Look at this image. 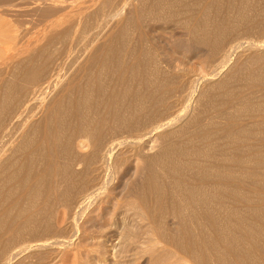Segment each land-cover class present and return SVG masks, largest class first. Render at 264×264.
<instances>
[{
  "label": "bare ground",
  "instance_id": "1",
  "mask_svg": "<svg viewBox=\"0 0 264 264\" xmlns=\"http://www.w3.org/2000/svg\"><path fill=\"white\" fill-rule=\"evenodd\" d=\"M124 1L83 0L80 5L78 2L74 3L73 0L71 2L70 0H0L1 14L4 15L8 12L9 15V11L12 10L28 9L39 16L43 25L36 40L34 39L36 35L28 37L31 35L32 29L29 32L30 35L28 34L27 37L30 40L33 38L32 40L35 41L21 42L23 40L22 32L20 37L18 36L19 40L15 42L14 36V40L10 39L12 35L7 36L10 34L9 31H2L9 22L7 24L4 23L6 20L0 19V264H55L67 247L72 246V251L75 249L73 252H76L77 249L79 252L74 237L78 240L80 238V219L90 207L106 203L111 197L107 190L108 187L114 185L116 180L114 163L119 162L120 157L128 158L130 155L139 153V148L131 143L130 145L134 148L129 146V149L123 154L121 153L120 156L118 153L116 157L119 158H114L116 147L123 146L127 139L137 140L135 144L136 142L140 144L152 133L159 135L165 128L168 129L167 127L173 125V122L177 123L175 120L179 121V118L176 119L177 113L175 115L174 109L181 100L183 101L182 98L187 99L188 97L189 99L187 93L192 88L189 78L191 73L188 70H180L185 67L180 68L177 65L179 61L176 64L179 70L169 67L173 70H171L172 72L168 69L170 72L164 71L162 65L165 64L161 65L163 56L162 58L159 56L161 54L158 52L160 47L156 46L162 45L164 49L169 43L165 42V47L162 43H156H164L165 40L170 39L168 34L172 31L188 30L190 37L188 38L196 44L207 47L211 53L203 50V60L211 55L212 57H224L228 54V51L224 50L227 46L224 42L227 34L233 30L228 25L230 18L228 19L225 14L224 16L228 20L225 17L221 19L222 16L218 19L224 4H228L227 0H224V4L221 2L222 0H141L139 1L142 2V6H139L141 9L133 11V14H130L132 16L123 15L124 18L127 17L126 19L122 18L121 9L125 5H132V3L126 0L129 3L126 4ZM135 1L138 2V0ZM247 1L253 0L242 2L246 3ZM237 2L230 3L236 7L238 6L235 5ZM136 3L135 5L133 3L134 7L137 6ZM239 4L242 5V3ZM248 4L251 7L252 4ZM255 4L257 2L253 3V5ZM227 6L230 8V5ZM242 6L244 9L246 4ZM139 7L137 6V8ZM249 7L246 6V10ZM126 9L125 7L123 10ZM226 9V12L224 9L222 11L227 13ZM231 9L233 8L231 7L228 12H231ZM254 9L256 10L255 7ZM239 10L236 14H242V17L248 13L246 10V14L244 11L239 13ZM228 15L230 14L228 13ZM148 20L150 21L148 22ZM255 20L252 23H256L258 19ZM150 22H152V27L156 25L154 22L157 23L156 26L160 23L159 27H154V30H151V36L148 35L149 32L145 31L146 25L151 26ZM262 23L264 25V21ZM250 24H247L246 27H249ZM256 24L252 25L256 27ZM262 25L260 27L264 29ZM215 26H220L217 32H215ZM11 27L12 23L10 22L9 29ZM246 27L244 28L246 29ZM233 28L238 32L235 27ZM6 29L8 28L6 27ZM262 29H259V33ZM247 30L246 33L249 37L250 28L248 32ZM243 32L242 30L241 33L243 34ZM176 36L173 38L183 39L182 37L176 38ZM180 43L183 45L182 48H185L186 44ZM254 43L253 41L252 45H255ZM238 44L235 46L238 47ZM170 50V58L172 53H178L181 58L187 56L186 50L184 51L181 47L178 49L176 44ZM165 52L168 54L167 51ZM205 52L208 53V55L205 54L206 57L204 56ZM176 56L173 57L176 58ZM196 56H199L200 59L201 54H196ZM174 59L172 60L173 65L175 64ZM215 59L217 60V58ZM222 59L224 58L219 61ZM254 60L258 61L256 58ZM260 60L259 63H261ZM167 61L164 63L167 64ZM258 62L257 64H259ZM159 63L163 69L160 68ZM181 63L184 64V62ZM215 64L218 65L217 62ZM261 64V67H264V63ZM250 65L253 66V63L251 62ZM254 67L257 68V66ZM205 68L207 67L205 66ZM222 68L224 69V67ZM186 69H189V66L188 68L186 66ZM254 70L255 68L250 69L249 73ZM240 71L242 72V70ZM255 71H259L258 68ZM232 73L234 74V72ZM237 73L239 76V71ZM260 74L258 76H263L262 73ZM235 76L234 74L233 79ZM258 76L256 77L258 78ZM239 78L237 79L239 80ZM259 78L263 79V77ZM237 79L235 84L239 86L240 83L238 85ZM230 81L229 84L234 83L232 82L234 80ZM187 82H190L189 86ZM249 82L251 83L250 80ZM221 83L223 84L222 81ZM194 84L196 85V83ZM232 84L228 87L233 86ZM253 86L252 88L250 86L249 89H253ZM219 87L217 88L219 89ZM235 87L230 89L234 88L237 92L238 89ZM195 88L192 90L194 91ZM241 89L243 90V88ZM192 90L190 92L193 93ZM209 90L211 89L209 88ZM232 90L233 94L234 90ZM222 92L230 95V91L224 93L222 89ZM243 93H240L241 96L237 94L241 100L245 97L242 95H249L246 91ZM251 93L248 96L249 100ZM263 94L254 98L252 102L249 101V104L244 103V107L239 106L240 109L242 108L239 111L240 115L243 111V116L252 118V126L239 123L236 119L240 115L235 114L237 111L231 107L234 115L226 114L228 122L223 120L226 125L223 121H219L221 118H215L221 125H217V121H213L215 122L214 126H207V129L205 127L204 129L199 125V123L202 124V120L200 121V112H197L200 114L199 117L197 113V116H190L193 119L192 123L195 122L200 128L194 131L193 128L191 130L188 127V131L194 132L188 134L189 132L182 131L181 136L184 137L180 136L182 139L175 135L181 131L174 132L175 130L172 129L171 133L168 132L163 137L165 142L164 146L161 145L163 149L159 150L162 151L161 154L157 150L161 148L158 145L159 148L156 149L158 155L151 156L150 154L149 157L145 155L144 157H148V159L143 157L147 160H144L147 165L144 164V161L143 164L147 166L148 170L145 171V174H148L147 178L142 180L144 185L140 187L141 192H138L140 202L137 201L146 207L149 214L147 216L153 217L150 218L154 219L156 227L152 226L154 222L150 224L152 219L149 224L156 228L161 236L168 235V240L162 239L167 242L166 245L169 241L172 248L174 246L175 249H178L177 252L180 250L186 257L191 256L193 259L189 261H194L193 264H264V178L262 179L261 175L264 170ZM212 96L214 98V95ZM198 97L200 98L199 95ZM234 98L235 102L236 99L241 101L236 95ZM246 98H244L245 101L237 102V104L241 105L246 102ZM202 100L204 99L201 98ZM223 100H221L222 105H225L226 99L224 102ZM197 101L199 102L196 100V103ZM215 103L216 106L217 103L219 104L217 100ZM183 106L185 105L183 104ZM219 106L221 109V103ZM223 106L222 109L225 108ZM225 106L227 107V105ZM212 107L214 106L212 105ZM236 108L239 110L238 106ZM222 109L219 111L220 115L221 112H224ZM209 115L207 114L206 117L213 120L215 116L212 114L214 116L212 118ZM189 119L191 121V118ZM205 122H208V119ZM206 124L209 125V122ZM210 125L212 124L210 123ZM220 134L224 135L225 140L222 137L223 142L217 143L216 140L220 139ZM174 136L177 142L173 140ZM217 136H220L219 139ZM179 139L183 143H180ZM159 140L162 141V139ZM141 150L140 154H142ZM220 152L222 155L219 154ZM123 158L121 159L123 160ZM159 170H162L163 173H159ZM245 179L251 180L249 186L245 183ZM242 180L245 181L242 182ZM260 180L263 182L260 183L263 188L261 185L260 188L258 184ZM243 183H245L244 188L242 187ZM245 185L248 186L246 187V189L249 188L248 191L243 190ZM250 187H252L251 190ZM197 195L202 198V202L199 199L204 205L201 208L198 205H196L197 207L192 206L196 204L193 201L195 197H199ZM126 197L128 198V196ZM258 201H262L261 206H259L260 202L257 205ZM195 202L197 201L195 200ZM169 203L172 204V207L169 206ZM167 208L173 210L175 216H178L177 218L180 217L178 220L180 226H176L180 227L179 233H176L177 236H173L172 233L170 235L167 232L170 230H165V225H162L165 232L161 230V224L165 220L168 222L167 219H164V214H168L165 211H169V209L166 210ZM145 212L143 214L147 217ZM169 213L171 212L169 211ZM108 227L106 228L108 229ZM113 227L112 225L110 228L114 229ZM177 228L171 229L175 231ZM153 230L155 231V229ZM209 230L213 232L212 236L209 235L211 237L205 235L211 233ZM158 237L160 238V235ZM126 238L128 237L126 236ZM119 240L118 238L117 244L120 243ZM119 247L118 245V249ZM114 248L116 249L117 245H114ZM61 257L59 258L61 259ZM180 262L182 261L180 260Z\"/></svg>",
  "mask_w": 264,
  "mask_h": 264
},
{
  "label": "rangeland",
  "instance_id": "2",
  "mask_svg": "<svg viewBox=\"0 0 264 264\" xmlns=\"http://www.w3.org/2000/svg\"><path fill=\"white\" fill-rule=\"evenodd\" d=\"M82 1L83 0H73V2L75 3V2H78L80 5L82 4ZM86 1V0H85ZM130 1H131V3H132V5H133V3H134V5H135V3L137 2V1H135V2H132L133 0H129V3H130ZM139 1H141V0H138V2ZM226 1V0H225ZM242 1H246V0H242ZM241 0H239V2H237V0H236V2H237V4H235V5H238V6H234L233 4H231V3H236V2H233V0H227V2H228V4L226 3V4H224V0H222L221 2L224 4V6L222 7V10L224 9V11H225V9L228 7L227 5H230V8L232 7L233 9H231V12H228L229 10H230V8L228 7V9H226L227 10V13H225L224 11H220V14L218 15V19L222 16V18L221 19H224V17L226 16L228 19L230 18V23H228V25L230 26V27H232V31L231 32H229V34H227V36H226V38H225V42H228V43H225L224 42V44H226L225 46V48H224V50L225 51H228L227 53V56L225 57H217V56H213V57H215V58H217V60L215 59V58H213L212 57V55H211V57H209V56H207V62H204V61H206V60H203L204 58H203V50L205 51H207L208 53H210L209 52V49H207V47H205V46H202V45H199V44H196V43H194L191 39H189L190 37H189V32H187L188 30H185V31H183V30H179V32H178V30H175V31H172L171 33H169L168 34V38H172V40H171V38L170 39H168V40H165L164 41V43L163 42H159V43H156V44H163V47H165V42L166 43H169V44H166L167 46L163 49L162 48V45L160 46H156V47H160V49H158V52L159 53H161L160 55H159V53H158V55L162 58V56H163V58L161 59L162 60V62H161V65L162 64H165V65H162L163 66V68H162V66H160V63H159V66H160V68H162L164 71H166V72H170L172 69H173V67H174V69L175 70H179L178 69V66L181 68H184L185 67V69H180V70H188L189 71V73H191L190 75H189V78H190V80H191V82H192V84L190 85V87L192 86V88H195V86H197L195 89H194V91L192 90V88L189 90V92L192 90L193 91V93L192 92H190V94H189V92L187 93L188 94V96H189V99H188V97H187V99L184 97V98H182L183 99V101L181 100V102H179L177 105H176V107H175V115H176V113H177V117H176V119L177 118H179V121H178V119L177 120H175V121H177V123L176 122H173L174 124L173 125H171V126H169V127H167L168 129H166V130H168L167 132H166V130L164 129V131H162V132H164V133H162V132H160L159 133V135H158V133H152L149 137H150V139H149V137L148 138H144L145 140H142L141 141V145L140 144H138L137 142H136V144H135V141H137V140H134V139H127V140H125V142H124V144H123V146L121 147V146H117L116 147V149H115V153H114V158H119V157H116L117 155H118V153H119V156L121 155V153L123 154L124 152H126V150H128L129 149V146H130V148L131 147H133V146H135L136 148H139V153H137L136 155H130V156H128V158H123V157H120L119 159H118V161L119 162H115L114 163V165L116 166H114V173H115V175L114 176H116V180H115V183H114V185L113 186H111V187H108V190H107V192L111 195V197L108 199V201L105 203V202H103V204L102 203H100V204H98V205H94L93 207H90V209H88L85 213H84V215L82 216V218L80 219V221H79V229H81L80 230V238H79V240H78V238H75L74 237V242L76 243L75 245L77 246V248H79V252L76 250V252H73L72 251V246L71 247H67L66 249H64V250H66V251H64L63 250V254L61 255L60 254V256L59 257H61V259L58 257V260H57V263H55V264H193V262L194 261H189V260H192L193 258H191V256L189 257V255L186 257L185 256V254L184 253H182V251H178L177 252V248L175 249V247L173 246V248H172V244H169L170 242L168 241V245H166L167 244V242L166 241H163V240H168V235H165L166 237H163L164 236V234L161 236V234L157 231V229L156 228H153L155 225V221H154V219H152L153 217L152 216H150V217H152V218H150L149 216H147V209H146V207H144L143 205H141L139 202V200H138V196H139V193L141 192V188L140 187H143V185H144V182L142 181V180H144V179H146L147 177H146V175L148 174H145V171H147L148 170V168H146L147 166V163L145 162V161H147V160H145V159H143V157L146 155V156H150V154H151V156L153 155H158V152H156L157 150L159 151V150H162L163 149V147L162 146H164V142H165V138H163L164 136H165V134L166 133H171V131H172V129H173V131L174 132H177V131H181V132H178L177 134L175 133V135H177V136H181L182 135V131H186L188 134H190V132H194L196 129H198V128H200V126H201V128H206L207 129V126H214V124H215V122H213V121H217V119H219V118H221V119H219V121L221 122V121H225L226 123L228 122V116H226V114L227 113H232L233 115H234V112H233V109H235L234 111H237L235 114H238V115H240V113H239V111L240 110H242V108L240 109V107H244V103H247V104H249L250 102L249 101H253V99L254 98H256V97H258V96H261L262 94H263V92H264V83L262 84V82H264V81H262V80H264V67H261V63H264V44H263V42H264V29H262L260 26L263 24L262 22L264 21V0H253L254 2H257V4H255V5H253V1H247L248 3H250V4H252L253 5V8L252 9H254V7L256 8V10L254 9V10H252L251 9V7H252V5H250L251 7H249V4L246 2V3H244V2H242ZM259 1V2H258ZM70 2H71V0H70ZM126 2V0L124 1V3ZM136 3V5L139 7V6H142V2L140 3ZM231 2V3H230ZM253 2V3H252ZM128 3V1L126 2V4H129ZM239 3H242V5H245L246 4V6L247 7H249V8H247V10H246V6H244V9H242L243 8V6L241 5V4H239ZM244 3V4H243ZM259 3V4H258ZM140 4V5H139ZM248 4V5H247ZM130 5L131 4H129V6L128 5H125L124 6V8H122L121 9V11H122V18H124V16H127L128 17V15H130V14H133V11H135V10H140L141 9V7H139V8H137V6L136 7H134V5L132 6L131 5V7H130ZM125 7L127 8L125 11L123 10V9H125ZM133 7V8H132ZM225 7V8H224ZM238 7H239V9H238ZM263 7V8H262ZM234 8H236V9H234ZM24 9V8H23ZM21 9V10H12V11H9V15H8V12H6L7 14H1L0 13V19H2V20H6V21H4V23H7L8 24V22H9V24H8V26L10 27V22L12 23V27L9 29V27L7 26V25H5L8 29H6V27L4 28V29H2V31H4V30H7V31H9L10 32V34H8L7 36L8 37H10L11 35H12V37H10V39L12 38L13 39V36H14V39H15V42L17 41V40H19L18 38L20 37V35L22 34V32H23V36L21 35V38L23 37V40L21 41V42H25V43H27V41L29 40V41H35L38 37V35H39V33H40V31L43 29L42 28V23H41V21H40V19H39V16L36 14V13H34L33 11H30V10H28V9ZM134 9V10H133ZM249 9H251V10H249ZM132 10V11H131ZM137 10V11H138ZM233 10H235L236 12H234ZM238 10L240 11L239 13H243V11H244V14H246L247 12H245V10L246 11H248V13L247 14H249L248 16H247V14L246 15H244V17H242V14L240 15V14H236V13H238ZM19 11H20V13L22 14H20L19 13ZM24 11H26V12H24ZM27 11H28V13H27ZM130 11V12H129ZM12 12V13H11ZM24 13V16H23V13ZM124 12V13H123ZM127 12V13H126ZM224 12V14L223 15H221L222 13ZM15 15H14V14ZM16 13H18V14H16ZM26 13V14H25ZM33 15H32V14ZM129 13V14H128ZM228 13L230 14V15H228ZM232 13V14H231ZM226 14V15H225ZM7 15V16H6ZM11 15V16H10ZM13 15V16H12ZM30 16V18H29V16ZM32 15V16H31ZM124 15V16H123ZM225 15V16H224ZM2 16H4L3 18H2ZM19 16V17H18ZM38 17V19H37V17ZM130 16H132V15H130ZM129 16V17H130ZM241 16V17H240ZM7 19H6V18ZM13 17V18H12ZM22 17H26V18H22ZM33 17V18H32ZM126 17V18H127ZM225 17V18H226ZM247 17H250V18H247ZM259 17H261L260 18V20L262 21H260L259 20ZM126 18H124V19H126ZM226 18V19H227ZM254 18V19H253ZM258 19L257 20V24L256 23H252V21H256L255 19ZM11 19V20H10ZM27 19H29V20H27ZM34 19V20H33ZM35 19H37V20H35ZM227 19V20H228ZM33 22H32V21ZM247 20V24H249V23H251L250 24V26L249 27H246V23H245V21ZM27 21V22H26ZM150 20H148V22H149ZM248 21H250V22H248ZM261 23H260V22ZM32 22V23H31ZM35 22H36V24H35ZM153 22V21H152ZM152 22H150L149 24L151 25V26H148V25H146L147 27V29L149 30H147L145 27V31H147L146 33H148V35L150 34V36H151V30H154L153 28L154 27H159L160 26V23H158V26H156L157 25V23L156 22H154L156 25H154V27H152L153 25H152ZM244 22V23H243ZM34 23V24H33ZM153 23V24H154ZM245 24L244 26L242 25V24ZM27 26H26V25ZM37 24H38V26H37ZM40 24H41V26H40ZM148 24V23H147ZM252 24H256V27H255V25H252ZM15 25V26H14ZM35 25H36V27L37 28H41V29H35ZM242 25V26H241ZM30 26V27H29ZM241 26V27H240ZM251 26H253V27H251ZM216 28V31L215 32H217L219 29H220V26H215ZM217 27H219V28H217ZM233 27H235V29H237L238 30V32L236 31V30H234V28ZM244 27H246V29L244 28ZM262 27L264 28V25H262ZM150 28V29H149ZM242 28H244V29H242ZM249 28H250V30H249ZM255 30H254V29ZM28 29V30H27ZM30 29V30H29ZM31 29H32V31H31ZM244 31L243 32V34L241 33L242 32V30ZM249 30V37L247 36V33H246V30ZM253 29V30H252ZM259 29H262V30H260L261 32H262V35H260V33H259ZM22 30H24V31H26V32H24V31H22ZM248 30H247V32H248ZM257 30V31H256ZM7 31H6V33H7ZM13 31V32H12ZM21 33H20V32ZM31 31V35H30V32ZM39 31V32H38ZM170 31V30H169ZM241 31V32H240ZM35 34H34V33ZM37 32V33H36ZM43 32V31H42ZM180 32H182V33H180ZM187 32V33H186ZM233 32V33H232ZM255 32V33H254ZM152 33H153V31H152ZM175 33V34H174ZM245 33V34H244ZM28 34L30 35V36H28ZM183 35V36H178V35ZM185 34H186V38H185ZM241 34H242V36H241ZM257 34V35H256ZM259 34V35H258ZM24 35H25V39H24ZM36 35V36H35ZM41 35V34H40ZM177 35V36H176ZM229 35V36H228ZM245 35V36H244ZM16 36V37H15ZM19 36V37H18ZM30 37L31 38V36H35L34 37V39L35 40H30L28 37ZM176 36V38L178 37H182L183 39H175V38H173V37H175ZM252 36V37H251ZM262 36V37H261ZM27 37V38H26ZM189 37V38H188ZM189 40H188V39ZM236 38H237V40H236ZM244 38H245V40H244ZM252 38V39H251ZM13 39V40H14ZM234 39H235V41L237 42H235L234 41ZM241 40V41H239V40ZM251 40L249 43L247 42V41H249V40ZM262 39V40H261ZM27 40V41H26ZM255 42L254 44L255 45H252L253 44V41ZM260 40V41H259ZM180 42H183V44H186V45H184V47L185 48H182L183 47V45H181V43ZM192 42V43H191ZM239 42H241V43H239ZM246 42V43H245ZM258 42V43H257ZM261 42V43H260ZM178 43V44H177ZM191 43V44H190ZM194 43V46L192 45ZM239 43V44H238ZM244 43V44H243ZM248 43V44H247ZM260 43V44H259ZM171 44V45H170ZM173 44V45H172ZM175 44L177 45V48L179 49L180 47H181V49H184V51L186 50V52H187V56H186V58L185 57H182L181 58V56L178 54V53H172L173 55H171V58H170V54H169V52L171 51L170 49H171V47L172 46H174L175 47ZM180 44V45H179ZM235 44H238L237 46L238 47H236L235 46ZM251 44V45H250ZM262 44H263V46H262ZM170 46V48H169V46ZM190 45V46H189ZM195 45H198V46H195ZM244 45V46H243ZM80 46H81V44L78 46L79 48V50H80ZM179 46V47H178ZM230 46H233V47H229ZM261 46V47H260ZM168 47V48H167ZM193 47H195V48H193ZM198 47H199V49H198ZM202 47V48H201ZM205 47V48H204ZM228 47V48H227ZM251 49H250V48ZM253 47V48H252ZM259 47V48H258ZM161 48L163 49L162 51H163V53H162V51H161ZM167 48V50H165ZM193 49L192 51H191V49ZM229 49L230 50V52H232L233 51V53H230L229 52V50H227V49ZM234 48V49H233ZM237 48H240V49H237ZM248 49V50H247ZM201 50V51H200ZM165 51H167V53L168 54H166V52ZM197 51V52H196ZM238 51V52H237ZM259 51V52H258ZM262 51V52H261ZM190 52H191V54H190ZM207 52H205L204 53V56L206 57V55H208V53ZM166 55H165V54ZM196 54L197 55H199V54H201V56H200V59H201V61H200V59H199V56H196ZM206 54V55H205ZM211 54V53H210ZM209 54V55H210ZM255 54H257V55H255ZM262 54V55H261ZM177 55V56H176ZM180 57H179V56ZM254 55H255V57H254ZM166 56V60L164 59V57ZM173 56H176V58L175 57H173ZM190 56V57H189ZM196 56V57H195ZM229 56V57H228ZM231 56V57H230ZM260 56V57H259ZM261 56H263L262 58H261ZM159 57V58H160ZM189 57V58H188ZM174 59V65H173V59ZM178 58V59H177ZM180 58V59H179ZM185 58V60H183ZM193 58H195L194 59V61H193ZM210 58H213V59H210ZM221 58H224V59H222V60H224L225 61V63H229L228 65L227 64H225L224 63V61H219ZM226 58V59H225ZM245 58H247V59H245ZM252 58H256V60H258L259 61V59H261V60H263V61H261L260 60V62L261 63H259L258 61H256L255 62V60L253 59V61H252ZM168 59H172V60H168ZM177 59V60H176ZM192 59V60H191ZM199 61H198V60ZM170 62H168V61ZM195 60H197V61H195ZM228 60V61H227ZM231 60V61H230ZM247 60V61H246ZM165 61H167V64L169 63L170 65H168V68L166 67L167 66V64L166 63H164ZM176 61V62H175ZM178 61H179V64H177L178 63ZM191 61V62H190ZM213 61V62H212ZM237 61V62H236ZM181 62H184V64L183 63H181ZM202 62H204L203 64H202ZM208 62H211V63H208ZM215 62H217V66H216V64H215ZM245 62V63H244ZM253 63V66L252 65H250V63ZM257 62L259 63V64H257ZM192 63V64H191ZM194 63V64H193ZM223 63V64H222ZM244 63V64H243ZM178 66H177V65ZM181 64H182V66H181ZM185 64H187L186 66H187V68H188V66H189V69H186V66H185ZM188 64H191V65H188ZM200 64H202V65H200ZM205 64V65H204ZM211 64V65H210ZM212 64H213V66H212ZM215 64V65H214ZM222 64V65H221ZM173 65V66H172ZM195 65V66H194ZM210 67H209V66ZM226 67H225V66ZM239 65V66H238ZM249 65H250V69L251 70H253V68H255V70L258 68V70L259 71H251V73H249L250 71V69H249ZM184 66V67H183ZM193 66V67H192ZM205 66L207 67V68H205ZM212 66V67H211ZM235 66H237L236 68H237V70H236V68H235ZM254 66H257V68L256 67H254ZM263 66H264V64H263ZM169 67H171V68H169ZM217 67V68H216ZM218 67H220L219 69H218ZM222 67H224V69L222 68ZM239 67H241V68H239ZM243 67V68H242ZM261 67V68H260ZM177 68V69H176ZM204 68V69H203ZM210 68V69H209ZM228 68V69H227ZM170 70V71H168V70ZM194 69V70H193ZM214 69V70H213ZM215 69H216V71H215ZM230 69H233V70H230ZM262 69H263V71H262ZM190 70H191V72H190ZM202 70V71H201ZM218 70V71H217ZM240 70H242V72L240 71ZM173 71V70H172ZM171 71V72H172ZM215 71V72H214ZM234 72V74L236 75L235 76V78L233 79V77H234V74L232 73V72ZM237 71H239V76H238V73H237ZM193 72H195V73H193ZM228 74H227V73ZM231 72V73H230ZM241 72V73H240ZM255 72H256V74H255ZM262 73L263 74V76H258L260 73ZM210 73V74H209ZM229 73H230V75H229ZM259 73V74H258ZM206 74V75H205ZM233 74V75H232ZM249 74H251V75H249ZM197 75V76H196ZM209 75V76H208ZM213 75V76H212ZM261 75V74H260ZM191 76V77H190ZM205 76V77H204ZM212 76V77H211ZM238 76V77H237ZM256 76H258V78L256 77ZM198 77V78H197ZM209 77V78H208ZM226 77V78H225ZM230 77V78H229ZM241 78V81H240V78ZM249 77H251L250 79H248ZM259 77H263V79H260ZM211 78V79H210ZM231 80H234V81H232V82H234L233 84L232 83H230V84H232L233 86H230V87H228L230 84H229V82H231L229 79ZM237 78H239V80L237 79ZM256 78H257V80H258V82H256L257 80H256ZM197 79V80H196ZM208 79V80H207ZM222 79H227V81H225V80H222ZM236 79H237V83H238V85H239V83H240V85L239 86H237L235 83H236ZM252 79V80H251ZM196 80V81H195ZM249 80L251 81V83L249 82ZM255 80V81H254ZM195 81V82H194ZM198 81V82H197ZM218 81V82H217ZM221 81L223 82V84L221 83ZM239 81V82H238ZM248 81V82H247ZM261 81V82H260ZM229 84H227V83ZM242 82V83H241ZM253 82V83H252ZM189 83L190 82H187V84H188V86H189ZM194 83H196V85L194 84ZM214 83V84H213ZM215 83H217L216 85H215ZM212 84V85H211ZM218 84H222L223 85V88H222V85L220 86V85H218ZM227 84V85H226ZM234 84L236 85V87H237V92H235V90L236 89H234V88H232V89H230L231 87H235L234 86ZM215 85V87H214V89H213V86ZM227 86L228 87V89H226L224 86ZM242 85V86H241ZM247 85V87H245ZM254 85V86H253ZM261 85H262V87H261ZM210 86V87H209ZM212 86V87H211ZM220 86V87H219ZM241 86V87H240ZM251 86V87H250ZM252 86H253V89H249V87L250 88H252ZM189 87V88H190ZM217 87H219V89L217 88ZM235 87V88H236ZM240 87V88H239ZM207 88V89H206ZM209 88L211 89V90H209ZM241 88H243V90L241 89ZM247 88V90H244V89H246ZM255 88V89H254ZM261 88H262V90H261ZM222 89H223V91H224V93H227L228 91H230L229 92V94L230 95H228V94H223V92H222ZM225 89H226V91H225ZM230 89V90H229ZM241 89V90H240ZM251 90V91H249V90ZM218 90H220V91H218ZM231 90L233 91V94H232V92H231ZM196 91V92H195ZM207 91H208V94H207ZM210 91H212V92H210ZM215 91V92H214ZM244 92L245 93V91H246V93L247 94H249L250 95V93H251V96H250V100H249V95H246V94H244V95H242V97L243 96H245V97H243L242 98V100H241V98H240V93L242 94V92ZM260 91V92H259ZM261 91H263L262 92V94H261ZM192 93V94H191ZM211 93V94H210ZM215 93V94H214ZM234 93H236V94H234ZM222 94H223V96H222ZM237 94H239L240 96H238ZM179 95V94H178ZM194 95V96H193ZM198 95L200 96V98L198 97ZM208 95H210V96H208ZM211 95H214V98H213V96L211 97ZM220 95V96H219ZM235 95H236V97H238V98H240V102H242V101H245V99L244 98H246V102H243V103H241V105H239V99H236V102H235ZM264 95V94H263ZM192 96H193V98H192ZM207 96V97H206ZM229 96V97H228ZM198 97V98H197ZM216 97V98H215ZM218 97H219V99H218ZM231 97V98H230ZM190 98H191V100H190ZM201 98L202 99H204V100H202L201 101ZM211 99V101H210V99ZM213 98V99H212ZM199 100V102L201 101V103H199L198 101H197V103H196V100ZM225 100V102H224V100ZM244 99V100H243ZM247 99H248V101H247ZM187 100V101H186ZM190 100V101H189ZM212 100H213V103H212ZM215 100V101H214ZM216 100L219 102V104L217 103V106L215 105L216 103ZM221 100H223V102L225 103V105H227V107L224 105H222V101ZM188 101H189V103H188ZM194 101H195V103H194ZM205 102V104H203L204 102ZM221 101V102H220ZM226 101H227V104H226ZM233 101V102H232ZM186 102H187V104H186ZM237 102H239L238 104H237ZM249 102V103H248ZM211 103H212V105L214 106V107H212V105H211ZM220 103H221V109H222V106L223 107H225L224 109H222V111L224 110V112H221V115H220ZM233 103H234V106H233ZM180 104V105H179ZM183 104L185 105V106H183ZM189 104V105H188ZM192 104V105H191ZM228 104H229V107H228ZM236 104V105H235ZM242 104H243V106H242ZM191 105V106H190ZM196 105H197V107H199V108H197L196 107ZM199 105V106H198ZM204 105V106H203ZM210 107H209V106ZM193 106V107H192ZM204 108H203V107ZM218 106H219V108H218ZM238 106V108H239V110L236 108ZM240 106V107H239ZM183 107H184V109H183ZM189 107V108H188ZM210 108V110H208L209 108ZM215 107H217V108H215ZM231 107H233V109L231 108ZM202 108H203V110H205L206 109V111H207V113H206V111H203L202 110ZM215 110H214V109ZM180 109V110H179ZM190 109V110H189ZM193 109V111H191ZM220 109V110H219ZM227 109V110H226ZM229 109H231V111H229ZM177 110V111H176ZM179 110V111H178ZM182 110V111H181ZM188 110V111H187ZM201 110V111H200ZM212 110V111H211ZM218 110V111H217ZM185 111V112H184ZM187 111V112H186ZM217 111V112H216ZM226 111V112H225ZM200 112V114H198V113ZM213 112V113H212ZM243 112V111H242ZM242 112H241V115L236 119L239 123L240 122H242L241 124H244V125H248V126H252V123H253V120H252V118H250L249 116H247V117H245V115L243 116V114H242ZM179 113V114H178ZM183 113V114H182ZM196 113H197V115H198V117H199V115H200V121L202 120V124L205 122V120H207L208 119V122H209V125L208 124H206V123H208V122H205L204 124L206 125H202V124H200L199 123V127L197 126L198 124H195V122L194 123H192V117L191 116H197L196 115ZM204 113H205V115H204ZM217 113V114H216ZM195 114V115H194ZM209 115L210 117H214L213 118V120H211L210 118H208V117H206V115ZM214 116H213V115ZM219 114V115H218ZM184 115H186V117H184ZM191 115V116H190ZM229 115V114H228ZM182 117L181 118V120H180V117ZM219 116V117H218ZM241 116H243V117H241ZM191 118V121H190V119L189 118ZM206 117V118H205ZM205 118V119H204ZM215 118H217V119H215ZM244 118V119H243ZM247 119V121H244V120H246ZM215 119V120H214ZM239 119H241L240 121H239ZM254 119V118H253ZM209 120H211V121H209ZM223 121V122H224ZM181 122V123H180ZM225 122H224V125H226L225 124ZM210 123L212 124V125H210ZM181 124V126H179ZM188 124H190V125H188ZM192 124V125H191ZM216 124L217 125H221V123H219L218 121L216 122ZM186 125H187V127H186ZM223 125V123H222V126H224ZM173 126V127H172ZM196 126V128H194ZM172 127V128H171ZM176 127H178V128H176ZM189 127V129H191V130H193L194 129V131H188L187 130V128ZM181 128V129H180ZM193 128V129H192ZM204 128V129H205ZM177 130V131H176ZM156 134V135H155ZM164 134V135H163ZM162 135V136H161ZM221 135V137H220V139H219V137L217 136V138L220 140H216L217 141V143H222L223 142V140H225V137H224V135L222 136V134H220ZM176 136V137H177ZM182 137V136H181ZM180 137V138H181ZM222 137H223V140H222ZM178 138V137H177ZM182 138H184V137H182ZM181 138V139H182ZM153 139V140H152ZM159 139H162V141L161 140H159ZM181 139H179L180 140V143L182 142L183 143V141H181ZM173 140L175 141L176 140V142H177V139L175 138V136L173 137ZM178 140V141H179ZM127 141V142H126ZM153 141V142H152ZM129 142V143H128ZM133 142H134V144H133ZM125 143H127V144H125ZM132 143V144H131ZM158 143V144H157ZM179 143V142H178ZM133 145V146H131V145ZM150 144V145H149ZM126 145V146H125ZM157 145V146H156ZM158 145L161 147V148H159L158 147ZM162 145V146H161ZM140 146V147H139ZM150 146V147H149ZM153 147V149H152V147ZM179 147H181L182 145H178ZM126 147V148H125ZM149 147V148H148ZM122 148V149H121ZM125 148V149H124ZM134 148V147H133ZM143 149V150H141V149ZM151 148V149H150ZM157 148H159V149H157ZM125 151H124V150ZM157 149V150H156ZM140 150L142 151V154H140ZM154 150V151H153ZM119 151V152H118ZM143 151H145L144 153H143ZM161 152L162 151H159V154H161ZM116 154V155H115ZM219 154H221L222 155V153L220 152ZM142 157H141V156ZM131 156H132V158H131ZM134 156V157H133ZM137 156V157H136ZM141 158H139V157ZM219 156V155H218ZM148 157L146 158V157H144V158H146V159H148ZM121 158H123V160L121 159ZM139 158V159H138ZM121 159V160H120ZM128 159H129V161H128ZM137 159V160H136ZM145 160V161H144ZM124 161V162H123ZM127 161V162H126ZM143 161H144V164L146 163V165H144L143 164ZM118 163V164H117ZM141 163V164H140ZM118 165V166H117ZM120 165V166H119ZM143 166H145V167H143ZM116 169V170H115ZM161 171V172H160ZM263 171V173H264V170H262ZM261 171V172H262ZM149 172V171H148ZM159 173H163V171L162 170H159ZM263 173H261V175H262V179L264 178V174ZM143 174H144V176H143ZM145 177V178H144ZM165 179H167V178H165ZM141 180V181H140ZM168 180V179H167ZM248 182H246V181ZM245 180H242V182H244L245 181V183L248 185V184H251L250 183V181L251 180H248V179H245ZM143 184H142V183ZM263 182H264V179H263ZM262 182V180H260V182L258 183L259 184V186L261 185L260 183H263ZM137 183H138V185H137ZM245 183H243L242 184V187L244 186V184ZM137 185V186H136ZM247 185H245V189H243V190H247L248 191V189H246V187H248ZM264 185V184H263ZM263 185H261L262 186V188H263ZM252 187L254 186L253 184L251 185ZM261 186H260V188H261ZM252 187H250V190L252 189ZM138 188H140L139 190H138ZM244 188V187H243ZM138 191H137V190ZM126 190V191H125ZM122 191V192H121ZM137 193H136V192ZM247 191H245V192H247ZM111 192V193H110ZM139 192V193H138ZM134 194H136L135 196H134ZM138 194V195H137ZM126 196H128V198L126 197ZM137 196V197H136ZM197 196H199V195H197ZM123 197V198H122ZM125 197V198H124ZM136 197V198H135ZM200 197V198H199ZM199 197H195V199H194V203H196V204H194V203H192V204H194V205H192V206H195V207H197L196 205H198V207L199 208H201V207H203L204 205H202L201 204V202H202V198H201V196H199ZM198 198V199H197ZM201 200V202H200V200ZM258 199V198H257ZM139 202H138V201ZM195 200L197 201V202H195ZM110 202V203H109ZM112 202V203H111ZM199 202V203H198ZM259 202L260 201H258L257 202V205L259 204ZM262 202V201H261ZM260 202V205L259 206H261V203ZM109 203V204H108ZM129 203V204H128ZM198 203V204H197ZM256 203V202H255ZM170 204V203H169ZM256 205V206H257ZM143 206V207H142ZM169 206H171L172 207V204H170ZM101 207V208H100ZM118 207H119V209H118ZM117 210H116V209ZM145 208V209H144ZM242 208H244V207H242ZM169 209V211L171 212V213H169V211H165L166 213L168 212V216L167 215H165L164 214V219H167V221L168 222H165L164 221V219L162 218V220L164 221L162 224H161V230L163 231L164 229V226H162V225H165V230H170V231H167V232H169V234L170 233H172L173 234V236H177L176 235V233H179L178 232V230L180 231V227H176V226H180L179 224H180V222L178 221L179 220V218H177L175 215V213L173 212V210L171 211V209L170 208H167L166 210H168ZM102 210V211H101ZM103 210H104V212H103ZM114 210V211H113ZM116 210V211H115ZM136 210V211H135ZM146 211V212H145ZM113 212V213H112ZM125 212V213H124ZM127 212V213H126ZM146 213V216L147 217H149V218H147V217H145V214H143V213ZM164 212V213H165ZM173 212V213H172ZM140 213H141V215H140ZM172 214V215H171ZM130 215V216H129ZM144 215V216H143ZM149 215V214H148ZM171 215V216H170ZM119 216V217H118ZM122 216V217H121ZM126 216V217H125ZM141 216V217H140ZM173 216V217H172ZM96 217V218H95ZM121 217V218H120ZM167 217V218H166ZM169 217H170V219H169ZM84 218V219H83ZM98 219V220H97ZM151 219H152V221H151ZM172 219V221H170ZM115 220H117V221H115ZM143 220V221H142ZM176 220V221H175ZM84 221V222H83ZM98 221V222H97ZM149 221H151L150 222V224H152L153 222V224H152V226L149 224ZM178 221V222H177ZM117 223V224H116ZM179 223V224H178ZM118 224H120V225H118ZM112 225L114 226L113 228L114 229H112V228H110V227H112ZM109 226V227H108ZM128 228H127V227ZM105 227V228H104ZM106 227H108V229L106 228ZM124 227V228H123ZM156 227V226H155ZM110 228V229H109ZM121 228H123V229H121ZM126 228H127V230H126ZM130 228V229H129ZM166 228H169V229H166ZM174 230V229H176L177 228V230H175V231H173L172 229ZM91 229V230H90ZM93 229V230H92ZM153 229H155V231L153 230ZM87 230V231H86ZM103 230V231H102ZM106 230V231H105ZM114 230H116V231H114ZM165 230L163 231V232H165ZM86 231V232H85ZM89 231V232H88ZM122 231V232H121ZM128 231V232H127ZM130 231V232H129ZM154 231V232H153ZM177 231V232H176ZM208 231V230H207ZM117 234H116V233ZM124 232H126V233H124ZM157 232V233H156ZM209 232H211V233H206L205 235L207 236L208 235V237H211L212 236V234H213V232L212 231H210L209 230ZM112 233V234H111ZM115 233V234H114ZM114 234V235H113ZM130 234V235H129ZM157 236H156V235ZM166 234H168V233H166ZM172 234H170V235H172ZM112 235V236H111ZM160 235V238L158 237ZM209 235H211V236H209ZM117 236V238H115ZM126 236L128 237V238H126ZM158 237V238H157ZM118 238L120 239L119 241H120V243H121V245H120V243L119 244H117L118 242ZM165 238V239H164ZM123 239V240H122ZM127 239V240H126ZM130 239V240H129ZM141 239V240H140ZM163 239V240H162ZM80 241V242H79ZM161 242V243H160ZM164 242H166V243H164ZM116 243V244H115ZM124 243V244H123ZM80 245V246H79ZM114 245H117V248L115 249L114 248ZM118 245L120 246L119 247V249H118ZM75 246V247H76ZM171 246V247H170ZM112 248H113V250H112ZM131 248V249H130ZM71 249V250H70ZM136 249V250H135ZM113 251H115V252H113ZM121 252V253H120ZM126 252V253H125ZM136 252V253H135ZM170 252V253H169ZM176 252V253H175ZM67 253V254H66ZM78 253H80V254H78ZM112 253H114V254H112ZM71 254V255H70ZM75 254V255H74ZM123 254V255H122ZM163 254V255H162ZM174 254V255H173ZM179 254V255H178ZM111 255V256H110ZM113 255V256H112ZM153 257V258H152ZM180 257V258H179ZM186 257V258H185ZM65 258V259H64ZM71 258V259H70ZM115 258V259H114ZM75 259V260H74ZM64 260V261H63ZM180 260L182 261V262H180ZM186 260V261H185ZM188 260V261H187ZM66 262V263H65ZM119 262V263H118ZM161 262H163V263H161ZM186 262V263H185ZM192 262V263H191ZM195 264V263H194Z\"/></svg>",
  "mask_w": 264,
  "mask_h": 264
}]
</instances>
